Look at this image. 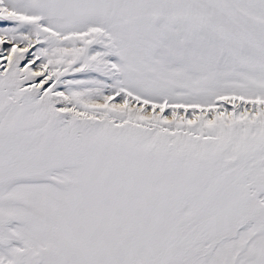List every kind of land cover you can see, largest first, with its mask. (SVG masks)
I'll list each match as a JSON object with an SVG mask.
<instances>
[{
  "label": "snow or ice",
  "instance_id": "6c2138e0",
  "mask_svg": "<svg viewBox=\"0 0 264 264\" xmlns=\"http://www.w3.org/2000/svg\"><path fill=\"white\" fill-rule=\"evenodd\" d=\"M0 264H264V0H0Z\"/></svg>",
  "mask_w": 264,
  "mask_h": 264
}]
</instances>
